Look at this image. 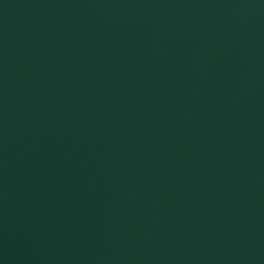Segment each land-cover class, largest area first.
<instances>
[{"label": "water", "instance_id": "1", "mask_svg": "<svg viewBox=\"0 0 264 264\" xmlns=\"http://www.w3.org/2000/svg\"><path fill=\"white\" fill-rule=\"evenodd\" d=\"M0 264H264V0H0Z\"/></svg>", "mask_w": 264, "mask_h": 264}]
</instances>
